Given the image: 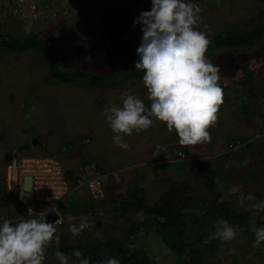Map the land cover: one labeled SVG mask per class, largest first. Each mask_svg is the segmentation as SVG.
I'll return each instance as SVG.
<instances>
[{"label": "rangeland", "instance_id": "1", "mask_svg": "<svg viewBox=\"0 0 264 264\" xmlns=\"http://www.w3.org/2000/svg\"><path fill=\"white\" fill-rule=\"evenodd\" d=\"M71 1L74 7L70 6L72 13L69 17L52 20L49 11L39 17V20L36 19L25 27L22 18L20 19V16L12 9L8 13L9 16L0 12V32L8 30L17 38L23 34L35 33L48 43L49 47L62 58L61 67L55 69L57 73L64 70L69 73L86 70L112 77L93 87L84 85L79 79H75L74 84L52 81L54 77L52 71L36 51L11 53L0 47V224L5 219L12 221V218L17 216L19 207L12 196L3 189L2 183L4 166L13 151L20 150L27 154L28 151H33L38 154L48 149L61 163L65 164H62L63 168L68 169L78 163L89 165L91 161H93L91 164L103 165L101 157L90 159L100 151L97 146L100 144V147H103L102 154L107 152L109 158L121 159L117 165L120 170H132L126 162L131 156L128 154L129 149L133 150L137 145L135 141L132 142L133 146L128 143L131 139L135 140V135L123 137L129 144L128 150L116 147L113 142L114 133L106 121L105 112L111 106L121 107L127 94L138 97L144 104L149 101L143 80H120L119 76H112L135 65L139 59L136 48L141 41L142 25L134 27L130 16L137 12L135 7L142 6L146 0ZM191 2L202 9L199 13L202 20L194 27L204 32L208 39L216 33L242 34L253 26L264 25V0H191ZM131 3H134L135 7ZM151 6L152 4L149 7ZM24 14H26L25 11ZM205 56L213 65H218L220 70L223 68L221 71L223 74L226 72V76L236 74V77L238 74L244 76L243 81L238 76L237 79L230 80L229 84H225L226 81L223 78L219 80L223 90V103L227 104V100L231 99L226 109V120L247 123L246 117L257 110L258 112L254 114L256 122L253 123L257 126L264 124V37L248 47L218 48ZM242 63L252 69L250 74L242 72L239 68ZM223 74L219 72V75ZM249 87L254 89L250 97ZM237 102L239 106L235 104ZM88 129L91 143L83 148L84 144L80 143V139L85 138ZM147 132H151V138L156 145L165 146L167 142L176 143L179 139L175 131L169 133L166 124L155 118ZM28 138H36L44 146L38 143L32 146V141ZM193 148L195 151L202 149L206 151L204 144ZM187 152L193 162H199L200 157H196L193 151L187 148ZM209 157L206 156L203 159ZM241 173L242 175L244 173L246 177L244 178L243 175V178H239V173H236L233 180L224 177L219 187L206 190L204 194H201L204 190L201 184L207 174H203L200 178L196 177L195 172L188 173L189 180L190 177L199 179L200 183L197 182L202 189L201 191L193 189L194 193L188 195L190 204H194L192 212L201 213L205 205L212 202L218 195L222 201H227L229 204L231 202V207L236 211L247 212L251 217H261L263 213L261 209H256L252 205L258 204L260 197L262 198L264 183L261 180L248 182L247 177L252 173L251 170H244ZM208 178L213 179L210 174ZM133 188L134 185L128 186L129 191ZM254 190L257 192H253ZM162 191L159 190L157 197L154 198H151L154 193L145 194V203L150 205ZM249 194L255 199H248ZM197 199H199L198 202H196ZM67 202L73 209L77 208V204L82 205V201L73 195L67 198ZM141 217L140 213H129V217H125L129 219V222L120 227L116 224L111 226L107 222L113 224L115 222L109 218H103V231L101 227L96 230L91 228L89 234L102 232L101 235L112 234L124 238L127 236L126 231L130 223H134ZM118 218L121 216H117L116 220ZM151 230V226L149 227L147 223L141 227L140 231L143 232L135 235L137 246L143 245V248L147 249L155 244L159 247L165 246L161 243L159 235L152 234ZM61 231L63 229H56L52 242L46 248L43 264H59L54 252L57 250L58 235ZM119 231H121L120 234ZM235 231L236 237L231 241L215 238L212 244L215 251L202 253L205 264H264V242L256 245L255 241L247 239L240 229ZM69 236L71 237L72 234L70 233ZM72 237L70 241L74 243H81L88 239L85 232ZM126 243L128 244L127 241ZM164 252L167 254L165 255ZM153 254L150 258L151 264H185L183 257L169 256V251L163 248L155 250ZM66 255L70 257L69 264H79L77 257L72 254ZM90 264H94V261L90 260Z\"/></svg>", "mask_w": 264, "mask_h": 264}, {"label": "clouds", "instance_id": "2", "mask_svg": "<svg viewBox=\"0 0 264 264\" xmlns=\"http://www.w3.org/2000/svg\"><path fill=\"white\" fill-rule=\"evenodd\" d=\"M151 4L149 11H142L133 21V26L142 25L141 41L136 48L139 59L135 68L144 71L142 80L151 102L150 108L138 97L127 94L121 107L111 106L106 110V121L114 133V145L128 150L129 144L123 137L131 136L134 131H147L153 124V118L164 122L169 133L175 131L181 146L209 143L211 134L208 129L216 123L219 107L223 103V90L219 84V66L213 65L205 56L210 41L204 32L194 27L202 20L199 15L202 9L191 0H151ZM69 11L71 15V9ZM256 138H260L259 133ZM34 139L36 145L39 141ZM165 151L166 146L156 145L152 155L155 157ZM18 152L22 156H54L33 151H28V154ZM59 163L63 169L62 163ZM2 183L3 189L18 204L6 189L4 177ZM247 198L255 199L251 194ZM18 206L17 217L23 214ZM252 207L264 209V201ZM28 216L31 218L19 222L5 219L0 224V264H43L46 248L54 238L56 227L46 222L44 212L36 217L29 208ZM251 224L255 243L260 245L264 242V227H255L254 220ZM87 227V218L81 217L79 225H70L68 230L77 236ZM235 237L236 231L227 220L217 222L213 238L231 241ZM72 255L78 258L79 264H90L79 249H74ZM54 256L59 264H69L70 257L64 252L56 250ZM104 264H120V261L109 258Z\"/></svg>", "mask_w": 264, "mask_h": 264}, {"label": "trees", "instance_id": "3", "mask_svg": "<svg viewBox=\"0 0 264 264\" xmlns=\"http://www.w3.org/2000/svg\"><path fill=\"white\" fill-rule=\"evenodd\" d=\"M34 1H39V3L45 2L47 9L55 8V5L53 4L54 1L52 2V0ZM69 1L73 3V1ZM150 5L151 0H146V3H143V5L140 7H135L134 4L137 12L130 16V18L134 21V19H136L142 11H149L151 9L149 7ZM69 15L70 11L68 12L67 16ZM62 18L65 19V17ZM136 26L140 27L141 24H136L134 27ZM140 36H142V33ZM263 37L264 25L253 26L251 29L242 34L230 32L216 33L209 38L210 43L208 45L207 51H212L218 48L248 47L258 42ZM0 47L3 50L11 53L23 52L26 50L36 51L41 56L49 70L52 71L54 76L51 79L52 81L54 80L74 84L75 79H79L82 83H84V85L93 87L96 86L97 83H101L108 80V78H112L107 74H95L86 70L72 71L70 73L64 70L61 71V73H57V70L55 69L57 67H61L62 58L53 49H51V47H49L48 43L43 38L36 35L35 33L23 34L17 38L16 35H12L10 31L3 30L0 32ZM246 66V64H242L241 69L244 72L250 74L251 71ZM117 73L119 75H117ZM117 73L112 74V76H119L120 80L142 79L144 75V71L141 69H136L135 65H132ZM249 89L250 97L253 94L254 89L251 87H249ZM145 106L150 108V102L147 101ZM234 139L244 141L245 143L240 148L228 151L226 145ZM28 140H32V138H28ZM252 140L253 138L228 139L222 150L211 155L208 159L204 158L206 160H204L203 157L201 160H199V162H201L200 170L203 172V174H207L204 176V190L201 192V194H204L206 190H211L213 187H219L223 180V177H220L222 175L221 173L223 172L221 167H213L210 161L216 158L227 160L229 157H233L234 155L236 156L240 149L246 146ZM63 146L65 147V145ZM177 150L188 153L185 147L176 145L170 146L166 153L171 151L172 153H169L168 157L164 158V161H153L150 163L151 167L154 169L157 167L162 168L164 166H168L169 163L175 164L178 161L172 160V158L174 159L175 152ZM43 151L46 155L54 154L45 149ZM102 166L103 165L99 166V164L90 163L87 167L90 170V175H86L82 171L83 168L81 167L80 168L82 170L78 168L79 170L76 172H73L71 167L68 169L63 168V171L67 178L76 176L78 173L84 174L87 178L98 175L99 186L98 190L96 191V197H92L88 192L89 199L92 201H97L100 198L102 179L106 174L105 171L103 172L104 169ZM91 167H94V169ZM209 174H211L213 179L208 178ZM149 176H151V172L149 173ZM245 177L246 176H244V178ZM82 187L86 189L85 186ZM253 192H257V190H254ZM190 193H194V190L193 187L190 186L189 182H176L173 185H169L167 189L162 191L161 195L157 199L152 201L150 205H147L145 203L142 190L140 188H134L129 191L126 199L113 201L115 206L111 207V211L116 213L119 210L127 215L129 213L142 214V217L139 220L134 221V223H130L126 231L127 236L121 238V236L112 234L101 235L102 232L100 234L98 233V235L96 233H93L95 235L89 234L91 228L94 230L98 229V227L93 222L95 219H98L97 221H101V219L109 217L108 214H103L100 216L96 210H93L89 211L90 218H87L88 227L82 231L88 235V239L82 241L81 243H74L73 241H70L71 239L68 237L70 234L69 230L61 231L58 235L56 248L59 251L65 252L66 254H72L74 249H79L82 252L83 257L88 258L89 261L93 260L94 264H104V262H106L109 258L119 259L120 264H151L150 258L153 257L154 251L162 248L167 252L169 251V256L173 255L174 257H183L185 264H205V261L202 258V253L205 251H208V253H213L215 251L212 248L213 241L215 240L213 236L216 232L215 230L219 220H227L231 227L234 229H240L242 234L247 239H250V241H255V234L251 230L253 227L251 221H255V227H264V209H261L263 212L261 217H251V215H249L247 212L236 211L231 207V202L229 204L227 201H222L218 195H216V198L212 202H209L205 205L201 213L194 214L192 212L194 209V204H190V198L188 196ZM67 198L65 204L62 205V210L65 208ZM198 201L199 199H197L196 202ZM261 201H264V193L262 194V198L260 197L259 203ZM84 203L85 202H83L81 205L82 209L87 207L88 202L85 204ZM106 220L108 221V219ZM80 222L81 218L71 225L78 226ZM127 222H129V219H127L125 223ZM107 223H109L111 226H115V223L113 224L109 221ZM146 223L149 225V227L151 226V233L158 234L159 238L162 240L161 243L165 246L160 245L159 247L157 244H155L151 248L147 249L143 248V245L141 247L136 245L135 235L143 232L140 231V229L141 227L145 226ZM58 229H61V226ZM101 231H103V225L101 227ZM120 232L121 231L118 233L120 234ZM133 232L135 233L134 235L132 234ZM125 240L128 242V244ZM166 254L167 253H165V255Z\"/></svg>", "mask_w": 264, "mask_h": 264}, {"label": "crops", "instance_id": "4", "mask_svg": "<svg viewBox=\"0 0 264 264\" xmlns=\"http://www.w3.org/2000/svg\"><path fill=\"white\" fill-rule=\"evenodd\" d=\"M212 51H206L205 54L206 55L210 54ZM241 65L239 67L240 69H241ZM248 69L252 72V69L250 67ZM221 70H223V68H221ZM221 70L220 73L223 74V71ZM225 74L226 72L223 75H220V80L223 78L224 81H226L225 84L231 83L229 82L230 80L233 81L235 78L237 79V77L239 76V74L237 77H236L237 74L235 76H226ZM239 77H241L242 80L244 78V76L242 75H240ZM241 79L238 80L241 81ZM230 101L231 99L230 100L228 99L227 104L225 102L222 105H220L219 111L217 113L216 123L214 126L208 129V131L211 134V141L209 143L204 144L206 151L204 149H202L201 151H195V149L191 146L185 148L186 149L188 148L189 150L193 151L196 157H206V156H211L217 153L218 151L222 150L224 144L228 139L253 138V140L250 143H248L246 146L240 149L239 153L236 156L234 155L233 157H229L227 160L217 159V158L212 159L210 163L213 167L216 168L221 167V169L223 170V172L221 173L222 175L220 176L221 178L229 177L231 178V180H233V177L236 175V173H239V178L240 177L242 178L244 175V173L242 175L241 173L242 171L251 170L252 173L249 175V177H247L248 182L250 180L253 182L257 180H261L264 183V129H262L264 124L261 123L263 125L260 124V126H257L255 123H253L256 122L254 118V114L258 112L257 110H254L251 116L246 117L249 123L248 122L244 123L242 121L237 122V121L226 120V113H227L226 109L228 108L229 106L228 104ZM235 104L239 106L238 102ZM147 131H149V129ZM147 131H140V132L134 131L132 135H135V140L131 139L128 142L129 144H132L133 141L137 142L135 149L132 150L130 148L128 151V154L131 156L128 158L129 161L126 162V164L129 165L128 167L132 168V170L130 171L125 170L123 168H121L123 170H120L119 169L120 167H118L117 165L118 163H120L121 159L109 158L107 156V152H104L102 154L103 147H100V144L97 145L100 151H98L97 152L98 154L96 153L90 159L91 160L100 159L101 157L103 163L102 168L104 169L103 172L105 171L106 173L104 178L102 179L100 198L97 201L90 200L88 196V191L84 187H81L78 190L72 192L71 195H73L76 199L81 200L82 203L83 202L85 203L88 202V203L85 209L84 208L82 209L81 205L79 204H77V208L73 209L68 202L66 203L65 208H63L62 212L65 215V217L66 216L70 217V220L63 223L64 225L61 228L63 229V231H67L69 226L74 222H76L77 220H80L81 217L90 218L89 211H93V210H96L99 213L98 215L100 216L103 214H108L109 215L108 218L114 221L117 227H120L121 225H125L126 224L125 222L128 219L125 217H129V214L128 215L124 214L119 210L117 213L112 212L111 207L115 206L113 202L115 201V199L124 200L127 198V195L129 193L128 190L129 185H134V188H140L142 190L143 195L145 194L149 195L154 193V195H152L151 198L157 197L159 190L164 191L165 189H167L169 185H173L174 183L181 181L189 182L190 186L193 187L195 191L202 190L201 187H203V182L200 187L199 179H194V177H190L189 180L187 175L188 173L195 172L196 177H200V178L203 177V172L200 170L201 162L178 161L176 163L179 165V167L176 163L175 164L169 163L168 166H164L162 168L157 167L153 169L151 167L150 163H152L153 161L154 162L164 161V158L168 157L169 153H172V151L166 153L167 147L170 148V146H174V145L181 147V145H179L178 141L176 143L172 141L167 142L165 144V146H167L166 151L153 157L152 152L154 151L156 144L151 138L152 137L151 132L148 133ZM258 133L260 134V138L259 139L254 138L257 136ZM85 135H86L84 136L85 138L80 139L81 141L80 143L84 144L83 148L91 143V135L89 129L87 130V133H85ZM150 139H152L151 142ZM199 146H203V144ZM138 153H141V155H138ZM92 162L93 161H91V163ZM80 167L83 168V170ZM87 167L88 164L82 165L81 163H78L72 168V170L73 172H76L77 169L80 168L86 175H90L89 173L90 170ZM150 172H151V176H149ZM197 181H199V183ZM244 190H247V188H244ZM147 198L151 200L150 197ZM117 216H121V218H118V220H116ZM97 220L95 219V221H93L95 225L98 228L102 227L104 221L102 219L101 221H97ZM68 237L73 238L72 236L71 237L68 236Z\"/></svg>", "mask_w": 264, "mask_h": 264}, {"label": "built area", "instance_id": "5", "mask_svg": "<svg viewBox=\"0 0 264 264\" xmlns=\"http://www.w3.org/2000/svg\"><path fill=\"white\" fill-rule=\"evenodd\" d=\"M5 1L0 0V12L9 16L8 13L12 9L22 18L24 27L49 11L52 20L66 17L71 6L69 0H52L55 5L52 9H47L45 2L39 3L34 0ZM1 3L5 4L1 5ZM24 11L26 14L23 15ZM244 143L234 139L226 145V148L228 151L234 150L243 146ZM172 160L188 162L192 161V157L188 153L177 150ZM91 168L94 169V167ZM24 176L30 177L27 191L23 189ZM98 177L97 175L87 178L84 174L78 173L76 176L67 178L61 164L54 156H22L18 151H13L4 171V185L16 198L23 214L12 218V221L18 222L21 219L31 218L28 216V209L31 208L36 217H39L40 212L46 213V222L53 223L58 229L64 221L70 220V217H65L62 212V205L65 204L66 198L82 186L86 187L92 197H96L99 186ZM35 203L41 206H35Z\"/></svg>", "mask_w": 264, "mask_h": 264}, {"label": "water", "instance_id": "6", "mask_svg": "<svg viewBox=\"0 0 264 264\" xmlns=\"http://www.w3.org/2000/svg\"><path fill=\"white\" fill-rule=\"evenodd\" d=\"M35 139L32 140L31 145H35ZM29 188V177H23V189L27 190Z\"/></svg>", "mask_w": 264, "mask_h": 264}, {"label": "bare ground", "instance_id": "7", "mask_svg": "<svg viewBox=\"0 0 264 264\" xmlns=\"http://www.w3.org/2000/svg\"><path fill=\"white\" fill-rule=\"evenodd\" d=\"M64 167H66V166H64Z\"/></svg>", "mask_w": 264, "mask_h": 264}, {"label": "flooded vegetation", "instance_id": "8", "mask_svg": "<svg viewBox=\"0 0 264 264\" xmlns=\"http://www.w3.org/2000/svg\"><path fill=\"white\" fill-rule=\"evenodd\" d=\"M39 143V142H38Z\"/></svg>", "mask_w": 264, "mask_h": 264}]
</instances>
